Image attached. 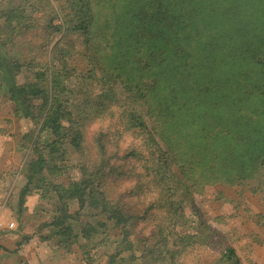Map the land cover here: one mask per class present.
Wrapping results in <instances>:
<instances>
[{"label": "trees", "instance_id": "trees-1", "mask_svg": "<svg viewBox=\"0 0 264 264\" xmlns=\"http://www.w3.org/2000/svg\"><path fill=\"white\" fill-rule=\"evenodd\" d=\"M34 1L30 10L34 19L24 15L25 9H11L0 18V34L13 30L31 36V41L37 36L32 31L43 29L47 36L64 32L85 37L87 49L82 56L97 71L92 74L101 86L96 102L85 97L79 104L82 107L72 109L76 92L69 66L73 47L49 50L52 36L37 47L51 55L39 74L43 83L17 85L11 78L19 64L9 63L0 54V89L13 102L16 114L41 122L33 144L41 142V132L45 135L43 155L34 148L39 154L29 163L21 204L37 173L63 156L65 140L81 157L79 181L52 188L59 215L51 225L64 238L59 245L88 240L96 234L95 227L103 228L96 221L76 234L67 223L73 219L68 201H76L79 210L88 205L106 215L112 226L119 227L115 229L120 230L127 249L131 248V228L144 230L152 224L148 217H132L125 209L128 199L139 192L136 185L124 186L134 176L131 160L137 158L136 153L121 150L118 143L105 141L100 134L84 144L87 123L104 113L112 116L113 104L127 105L128 130L153 143L158 164L168 171L172 188L182 196L190 194V184L200 179L206 184H236L264 166V0ZM41 20L43 27L38 25ZM33 100L40 103L31 104ZM140 109L151 121L150 130ZM156 140L164 147L162 153ZM201 227L209 232L210 241L218 238L203 220ZM151 232L144 238V264L163 263L160 255L173 260L186 247L196 245L191 237L179 245L180 250L168 251L167 240ZM225 244L221 240L214 246ZM80 248L86 254V246ZM218 252L212 264H241L230 245Z\"/></svg>", "mask_w": 264, "mask_h": 264}, {"label": "rangeland", "instance_id": "rangeland-1", "mask_svg": "<svg viewBox=\"0 0 264 264\" xmlns=\"http://www.w3.org/2000/svg\"><path fill=\"white\" fill-rule=\"evenodd\" d=\"M33 4H35L34 0L31 2L30 0H0V18L5 12L20 8L26 10L24 15H30L34 19V14H30ZM105 12L109 11L105 10ZM1 23L2 19H0ZM38 25L43 27V20L39 21ZM15 33L12 30V32L5 31L0 34V43H3L0 54L5 56L9 63L16 61L20 66L19 71L11 80L14 79L17 85L43 83L39 74L44 71V61L46 59L51 61V55L43 54V51L37 47L43 44L44 39L52 35L47 36L43 29L39 31L37 29L35 32L32 31L36 33V38H30V41L31 36ZM63 33L53 34L49 50L54 48L53 46L63 48V50L73 47L72 61L69 66L74 71L76 92L72 109L75 110L77 107H82V104H79L85 97L92 98L96 102L101 86L97 85L96 77L92 74H96L97 71L82 56L87 49L85 37L78 34L65 36ZM4 39L8 41L2 42ZM85 78L88 79L81 84ZM117 90L121 93V90ZM121 99L123 101L122 97ZM38 103H40L38 100L31 102L36 106ZM14 108L13 102L4 90L0 89V148L3 150L0 158L4 161L5 169L10 171L15 169V173L22 170L20 179L15 181L17 189H21L27 181L26 173L29 163L32 160L35 161L37 154L42 153L43 155L41 143L43 145L45 135L41 132V142L34 145L33 137L39 131L41 122L38 125L35 121L24 119L20 113H15ZM127 109L129 108L124 103L113 104L112 116L104 113L100 119L87 123L84 130V144L88 145L101 135L105 141L118 143L121 150L131 149L136 153L137 158L131 160L134 176L128 178L124 186L136 185L139 192L137 196L128 199L125 209L132 217H148L154 226L148 224L144 230H140V226L131 228L129 231L131 248L127 249L124 248L125 240L120 230L115 229L119 227L112 226V222L106 218V215L99 210L88 208V205L79 210L76 201H68L69 214L77 223L71 221L73 219L67 223L76 234L80 235L82 226L87 223L94 226L93 223L98 221L103 228L95 227L96 234L88 240L79 238L76 244L59 245V241H63L64 238L56 234L58 229L50 226L55 217L59 215L56 212V194L52 188L54 185L61 187L70 182L79 181V165H81L79 153L66 140L62 148L63 156L53 163L50 161L47 164L48 167L37 173L38 176L30 184L31 193L36 189L40 191L41 204H36L35 209L33 208L34 203L31 206L26 203V209L23 206L20 208L21 216L26 217L23 224L34 230L39 222H42L37 230L55 249V254L52 256L57 258L56 261L59 264H144L143 252L147 249V242L144 238L151 235V231L157 232V239L167 240L168 251L180 250L179 245L184 241H189L191 237L195 238L190 241L196 243V245L186 247L182 254H177L178 257L173 260L160 255L163 263L155 260L156 264H212L216 255H219L218 251L224 249L225 245H230L235 250L241 264H264V166L254 171L251 177L247 176L248 178L236 184L228 185L224 182L212 181L211 184H206L200 179L198 184H190V194L182 196L180 191L172 188L174 185L172 179L169 178L168 171H164L158 164V153L153 143L134 130H128L129 124L124 117ZM139 112L150 130L151 121L145 111L140 109ZM119 135H121L120 138H118ZM177 139L173 141L174 144L176 142L178 144ZM156 141L162 153L164 147L159 140ZM34 148L39 153H36ZM3 195L5 196V193ZM112 200L118 201L117 199ZM30 207L32 215L28 212ZM202 220L206 226L217 232L218 238L213 241L209 240V232L201 227ZM221 240L226 243L222 248L214 246ZM82 245L86 246V254H83L80 248ZM53 251L49 248L48 252L53 254ZM112 257H114L113 260ZM148 263L153 264L154 262L149 261ZM20 264L25 263L21 261Z\"/></svg>", "mask_w": 264, "mask_h": 264}, {"label": "crops", "instance_id": "crops-1", "mask_svg": "<svg viewBox=\"0 0 264 264\" xmlns=\"http://www.w3.org/2000/svg\"><path fill=\"white\" fill-rule=\"evenodd\" d=\"M1 152L0 148V156ZM15 172V169H5L0 158V264H20L21 261L25 264H59L52 256L55 249L37 230L42 222L34 230L23 224L26 217L21 216L20 208L23 206L26 209V203L30 206L34 203V208L36 204H41L42 197L39 190L30 191L21 204V192L27 181L21 189H17L15 181L20 179L22 170ZM28 212L33 214L31 207ZM49 248L54 250L53 254L48 252Z\"/></svg>", "mask_w": 264, "mask_h": 264}]
</instances>
